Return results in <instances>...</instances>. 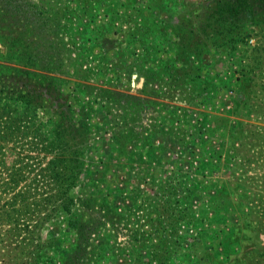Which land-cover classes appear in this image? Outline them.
Wrapping results in <instances>:
<instances>
[{"label":"rangeland","instance_id":"374dc122","mask_svg":"<svg viewBox=\"0 0 264 264\" xmlns=\"http://www.w3.org/2000/svg\"><path fill=\"white\" fill-rule=\"evenodd\" d=\"M214 1L0 0V73L31 42L84 134L72 217L56 114L0 85V264H264V23L232 39Z\"/></svg>","mask_w":264,"mask_h":264},{"label":"trees","instance_id":"16d2710c","mask_svg":"<svg viewBox=\"0 0 264 264\" xmlns=\"http://www.w3.org/2000/svg\"><path fill=\"white\" fill-rule=\"evenodd\" d=\"M213 4L209 18H214L224 28L222 32L233 34L232 39L248 36L244 25L247 22L264 23V0H215ZM31 46V42H22V51L29 55L23 62L30 66L32 61H39V66H43L32 70L11 68L10 74L0 73V85L2 84L3 89L7 88V95L12 99V102L8 99L4 104L20 102L26 110L33 111L43 107L53 109L56 121L51 126V138L47 145V153L51 159L48 167L43 169L50 177L47 183L54 186L47 204L51 211H66L75 217V213H72L75 203L71 190L77 184L76 168L80 167L76 165L81 152L77 144L84 134L73 116L71 106L60 92L59 84L52 75L53 71L46 68L48 62L46 65L40 57L27 52L31 51ZM77 229L79 233L84 231L81 226Z\"/></svg>","mask_w":264,"mask_h":264}]
</instances>
